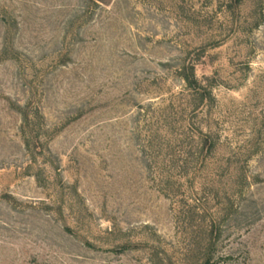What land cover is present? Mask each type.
Here are the masks:
<instances>
[{"label": "rangeland", "instance_id": "obj_1", "mask_svg": "<svg viewBox=\"0 0 264 264\" xmlns=\"http://www.w3.org/2000/svg\"><path fill=\"white\" fill-rule=\"evenodd\" d=\"M0 264H264V0H0Z\"/></svg>", "mask_w": 264, "mask_h": 264}, {"label": "trees", "instance_id": "obj_2", "mask_svg": "<svg viewBox=\"0 0 264 264\" xmlns=\"http://www.w3.org/2000/svg\"><path fill=\"white\" fill-rule=\"evenodd\" d=\"M182 81L186 84V87L189 91H191L193 94L199 95V98L201 101H205L208 99H212L211 97V86L208 85H202L195 77L193 68H189L188 72H184L181 75ZM209 82V80H208ZM204 139L201 140L203 146H208L207 152L208 154L213 152L215 149L214 142H212L211 138L208 136H204Z\"/></svg>", "mask_w": 264, "mask_h": 264}]
</instances>
